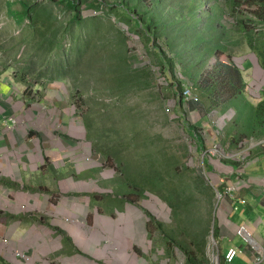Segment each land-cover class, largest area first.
Returning <instances> with one entry per match:
<instances>
[{
  "label": "rangeland",
  "instance_id": "obj_1",
  "mask_svg": "<svg viewBox=\"0 0 264 264\" xmlns=\"http://www.w3.org/2000/svg\"><path fill=\"white\" fill-rule=\"evenodd\" d=\"M6 1L0 0V63L7 61V67L12 63L16 67H22L27 55L32 54V63L39 60L40 68L45 64L49 67L57 64L62 66L63 71L66 67L70 68L68 75L64 72L62 76L56 69L57 79L54 82L57 87L52 85L47 86L50 90H41L40 95L44 97L32 96L38 102L41 99L45 101L44 106L50 110L53 118V123L50 119L47 121L49 126L56 127L61 136L66 134L64 138L56 134L58 140L75 143L77 158L80 159L77 168L82 166L79 163L87 160L86 157L92 167L97 168L94 171L98 174L97 178L90 181L93 189L110 195H121V198L137 207L141 217L140 225H155V233L148 240L150 242L154 237L150 243L152 247L147 249L151 250L147 254L150 262L145 260L146 263L220 264L219 243L211 232L210 220L211 213H217V202L221 196L217 192L218 182L214 173L208 171L207 165H202V158L204 161L219 158L208 153L213 143L198 149L196 135L202 139L204 136L207 140L204 131H215L218 139L226 144L224 132L229 131L226 120L231 119V115L219 111L222 110L221 107L211 109L209 101L202 98L201 92L195 88L191 89V94L201 99L205 106L196 109L188 106L184 99L183 108L180 112L176 110L175 95L173 96L167 82L156 73L158 67L154 65L150 70V75L155 73L156 76L144 74L147 71L145 68H149L146 65L149 58L143 50L142 40L135 32L123 33L124 25L113 17L110 19L102 10L85 9L87 17L93 16L90 22L82 27L70 28L71 34L65 36V49L70 44H82L85 51L77 61L72 57L65 64L57 62L55 51L45 53L30 45L26 31L13 21V17L17 18L15 13L6 12ZM12 5L14 9H21V3L17 1ZM54 10L61 22L70 18V14L60 7L55 6ZM232 20V16H226L228 26ZM79 35L82 40H78ZM231 55V59L243 70L248 84L245 93L250 96L253 80L260 75L262 77L264 72L257 66V58L244 40L232 49ZM220 59L227 60V56L223 54ZM245 60H250L251 67H243ZM124 64H132L128 74H136L139 69L140 75L142 72L143 74L134 80V90L119 95L117 90L109 91L110 84L119 88L118 81L110 75ZM34 74L32 80L35 79ZM20 85L25 87L23 83ZM194 126H197L195 131H189L188 127ZM208 128L210 130H205ZM68 135L73 138L67 139ZM246 140L245 145L237 150L240 154L233 153L234 161L240 164L244 163V157L250 152V139ZM80 141L87 148L84 150L85 154H80L83 149ZM220 146L232 154L233 151L222 144ZM105 213L108 216L102 215L101 220L106 225H129L128 220H121L119 212ZM78 218L68 219V222L75 224L79 221ZM96 218L97 216V222ZM143 219L146 220L144 224ZM91 222H94L93 219ZM109 230L112 231V228ZM59 233L60 237H65L60 231ZM126 233L127 231L123 236ZM199 235L203 236V241L199 239ZM142 240L149 246L142 236L134 243L137 245H132L131 252L121 248L118 255L125 261L129 256V259L131 256L140 258ZM131 242L134 241L131 239ZM110 244L115 248V244ZM261 251L259 252L264 253ZM79 253L82 254V251Z\"/></svg>",
  "mask_w": 264,
  "mask_h": 264
},
{
  "label": "crops",
  "instance_id": "obj_2",
  "mask_svg": "<svg viewBox=\"0 0 264 264\" xmlns=\"http://www.w3.org/2000/svg\"><path fill=\"white\" fill-rule=\"evenodd\" d=\"M5 68L0 63V264H150L145 260H150L147 254L151 250L147 249L152 247L154 237L148 240L155 233V225H140L137 207L121 195L93 189L90 181L97 178V168L87 157L86 165L79 163L82 166L77 168L80 159L75 143L58 140L56 127L47 123L49 119L53 123V118L45 101L25 94L24 86ZM261 78L253 80V89L247 95L251 103L255 101L253 104L261 99ZM204 134L207 140L196 135L198 149L217 143L237 152L241 146L229 145L230 130V135L224 132L226 144L215 131ZM58 135L64 138L66 134ZM80 144V154H85L87 148ZM258 146L244 157L243 164L234 159H206L221 196L217 213H211L210 229L219 243L220 256L231 248L238 250L231 264H264V253L259 252L264 251V144ZM105 211L119 212L121 220H128L129 225H106L101 220L102 215L108 216ZM75 217H79L77 223L68 222ZM240 225L251 230L259 244L257 249L238 234ZM59 231L65 237H60ZM142 236L149 244L142 240L140 245L143 260L139 256L123 260L118 255L121 248L131 252ZM199 239L203 241V236Z\"/></svg>",
  "mask_w": 264,
  "mask_h": 264
},
{
  "label": "trees",
  "instance_id": "obj_3",
  "mask_svg": "<svg viewBox=\"0 0 264 264\" xmlns=\"http://www.w3.org/2000/svg\"><path fill=\"white\" fill-rule=\"evenodd\" d=\"M15 1L21 3V9L13 8ZM15 1L5 2L6 12L15 13L17 18L13 17V21L26 31L30 45L45 53L55 51L57 62L65 64L72 57L77 61L85 51L82 44H70L65 49V36L71 34L70 28L82 27L90 22L93 16L87 17L85 9L102 10L110 19L113 17L124 25L123 33L135 32L142 40L143 50L149 58L146 64L149 68H145L148 72L144 74L156 76L155 73L150 75V70L154 65L158 67L156 73L167 82L175 95L176 110L180 112L183 108L184 90L195 88L201 92L202 98L209 101L211 109L221 107L219 111L231 115L227 125L232 131L229 145L240 146L246 139L264 138V75L261 78L263 87L259 92L261 99L253 104L245 93L248 84L243 70L231 59L232 49L244 40L264 72V0ZM55 6L68 12L70 18L59 21ZM57 10L62 12L59 8ZM227 15L233 17L229 26L225 21ZM93 25L96 26L95 23ZM78 40H82L80 35ZM223 54L227 60L220 59ZM31 56L27 55L22 67L12 63L5 70L25 85V94L40 97L41 90H50L47 86L57 87L54 82L57 79L56 69L62 76L64 72L68 75L70 68L66 67L63 71L62 66L57 64L50 67L45 64L40 68L39 60L32 63L34 59ZM245 61L248 63L245 62L243 67H251L250 60ZM6 63L1 62L3 66ZM131 65H121L110 75L118 81L119 88L110 84L109 91L117 90L119 95H124L134 90V80L139 79L143 72L140 75L139 69L136 74H128ZM187 104L196 109L205 106L201 99H188ZM188 128L195 131L197 126ZM225 133L228 135L229 131ZM199 142L203 144L201 139ZM204 163L207 165L206 160ZM220 264H225V257L221 256Z\"/></svg>",
  "mask_w": 264,
  "mask_h": 264
},
{
  "label": "built area",
  "instance_id": "obj_4",
  "mask_svg": "<svg viewBox=\"0 0 264 264\" xmlns=\"http://www.w3.org/2000/svg\"><path fill=\"white\" fill-rule=\"evenodd\" d=\"M183 96L185 97V100L188 101V99H193V100H197L198 97L193 96L191 94V90L186 88L183 92ZM250 147L249 149L251 150L253 147L258 146V145H262L264 144V138L260 139V140H255V139H250V143H249ZM208 153L210 155H214L216 157H218L219 159H234V152H232V154L227 153L226 151H224V149L220 146V144H213L212 148L209 149ZM208 153H206V155H208ZM239 152H236V155H239ZM235 160V159H234ZM204 158H202V165L204 166ZM205 169V168H204ZM241 227L238 230V234L240 236H242L244 238V240L246 242H248L251 246L255 247L257 249L258 247V243L255 240L251 230L246 226V225H240ZM7 240H3L2 243L6 244ZM238 254V250L235 248H231L228 250V252L226 253L225 257V264H231L234 259L236 258Z\"/></svg>",
  "mask_w": 264,
  "mask_h": 264
},
{
  "label": "clouds",
  "instance_id": "obj_5",
  "mask_svg": "<svg viewBox=\"0 0 264 264\" xmlns=\"http://www.w3.org/2000/svg\"><path fill=\"white\" fill-rule=\"evenodd\" d=\"M34 95V94H33ZM251 139H253V138H251ZM263 139V138H262ZM256 140V139H255ZM260 140V139H259ZM243 142V141H242ZM221 145V144H220ZM220 160H223V159H220Z\"/></svg>",
  "mask_w": 264,
  "mask_h": 264
}]
</instances>
